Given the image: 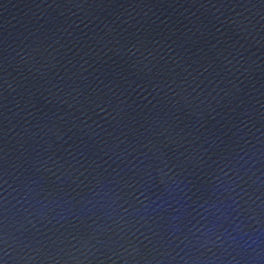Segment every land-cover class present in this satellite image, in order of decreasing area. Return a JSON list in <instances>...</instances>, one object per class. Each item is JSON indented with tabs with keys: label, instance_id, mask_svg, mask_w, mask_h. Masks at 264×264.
Here are the masks:
<instances>
[{
	"label": "water",
	"instance_id": "95a60500",
	"mask_svg": "<svg viewBox=\"0 0 264 264\" xmlns=\"http://www.w3.org/2000/svg\"><path fill=\"white\" fill-rule=\"evenodd\" d=\"M0 264H264V0H0Z\"/></svg>",
	"mask_w": 264,
	"mask_h": 264
}]
</instances>
